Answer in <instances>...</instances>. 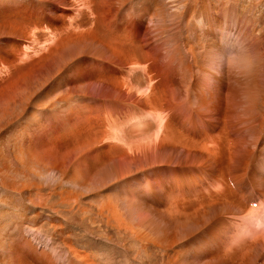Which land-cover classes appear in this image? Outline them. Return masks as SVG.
<instances>
[{"label": "bare ground", "instance_id": "6f19581e", "mask_svg": "<svg viewBox=\"0 0 264 264\" xmlns=\"http://www.w3.org/2000/svg\"><path fill=\"white\" fill-rule=\"evenodd\" d=\"M224 64L233 87L252 65L263 101L264 0H0V264H48L46 250L56 264H89L75 248L101 244L86 235L101 227L96 215L120 208L113 199L98 209L87 194L120 193L125 178L171 166L165 150L216 162L230 152L223 118L197 136L172 120L193 74L215 83ZM189 103L188 114L198 102ZM215 180L236 200L226 174ZM184 196L178 188L172 204ZM248 215L250 226L258 216Z\"/></svg>", "mask_w": 264, "mask_h": 264}, {"label": "rangeland", "instance_id": "374dc122", "mask_svg": "<svg viewBox=\"0 0 264 264\" xmlns=\"http://www.w3.org/2000/svg\"><path fill=\"white\" fill-rule=\"evenodd\" d=\"M222 68L212 78L215 83H203L205 75H202V81L201 73L193 74L195 77L189 75L194 77L195 84L188 87L187 83L180 92L192 88L188 93L189 102H198L194 108L198 106L202 112L190 108L191 112L195 110L192 113L196 121L191 118L192 113L186 111L185 103H190H181L173 107L172 120L187 135L197 136L202 132L216 133L222 124L220 118H223L228 126L226 134L231 140L230 152L216 162L205 153H193L188 161L186 156L176 155L178 151L165 150L163 156L171 159V166L156 168L155 175L139 172L137 178L134 175L125 178V189L120 192L125 195V202L117 186L103 189L99 195L87 194L88 203L96 204L98 209L101 203L113 199L117 210L120 209L118 215L113 212V217L108 209L101 218L96 215L101 220V227L97 232L85 233L94 238L97 234L101 236L96 237L102 238L101 244L93 248H75L82 251L78 250V257L87 262L91 260L89 264H264V211L257 206L264 201V99L262 102L256 100L259 95L255 96L254 91L259 77L252 65L247 64L244 71L239 72L240 84L236 87L232 86L230 72L228 76V65H225V74ZM197 69L196 63L192 71ZM218 77L224 78L218 83ZM248 98L252 100L246 102ZM247 104L256 108L250 114H243ZM232 110L237 112L236 116L229 114ZM225 174L234 191V201L222 198L219 187L214 185L215 179ZM179 183L186 197L172 204L175 191L181 188L177 187ZM199 196L205 197V204L199 202ZM184 205L190 207L183 208ZM173 206L177 211L169 212ZM250 211L257 212L258 217L249 226L243 221ZM98 231L108 232L106 236L110 239H104ZM46 254L48 264H54L55 257L49 252Z\"/></svg>", "mask_w": 264, "mask_h": 264}]
</instances>
